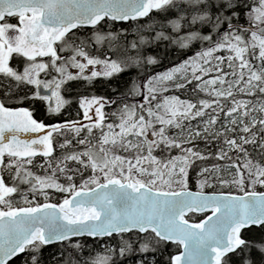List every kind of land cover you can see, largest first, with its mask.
Returning <instances> with one entry per match:
<instances>
[{
	"label": "snow or ice",
	"instance_id": "6c2138e0",
	"mask_svg": "<svg viewBox=\"0 0 264 264\" xmlns=\"http://www.w3.org/2000/svg\"><path fill=\"white\" fill-rule=\"evenodd\" d=\"M258 189L264 0H0V264H264Z\"/></svg>",
	"mask_w": 264,
	"mask_h": 264
},
{
	"label": "trees",
	"instance_id": "16d2710c",
	"mask_svg": "<svg viewBox=\"0 0 264 264\" xmlns=\"http://www.w3.org/2000/svg\"><path fill=\"white\" fill-rule=\"evenodd\" d=\"M131 27L129 25H122L123 27L129 28V31H134L135 28L137 27V22H129ZM150 52L155 54L156 52H159V59L161 60V64L159 66H156L153 71L156 72H161L165 70L166 68L171 67L173 64L179 63L181 60L185 59L188 56H191L192 53L188 52L186 50H180L174 46H167L166 44H161L158 48L155 49H150ZM129 77L127 74L122 75L120 80L118 82L114 81V83H119V86L121 88H124L126 86V83L128 81ZM104 92L103 87L97 86L96 88V93L101 94ZM182 98H195L192 94L191 91L184 93L182 95ZM203 148V145H201ZM208 163H211L209 161ZM189 187L194 190H198L196 187V179H195V172H192L190 174V180H189ZM258 190H264V189H258ZM207 192H230V191H235L234 189L231 188H220V187H215V188H208L205 189ZM62 199V197L57 194L54 196L52 202H59ZM201 219L198 218V220ZM250 240H258L260 238L259 233L254 232L248 235L247 237ZM82 243H85L89 249H94L97 251H103L101 248L100 244H94L91 239L85 240V238L80 239ZM64 248V245H52L43 250V257H44V264H63V258H60L58 260H53L52 258L56 256L62 249ZM169 249H171V245H169ZM66 251H71V249H67ZM75 255V253H73ZM85 256L89 255L88 251H85L84 253ZM16 264H30V256L27 253H24L21 255L19 258H16Z\"/></svg>",
	"mask_w": 264,
	"mask_h": 264
},
{
	"label": "flooded vegetation",
	"instance_id": "af4514ba",
	"mask_svg": "<svg viewBox=\"0 0 264 264\" xmlns=\"http://www.w3.org/2000/svg\"><path fill=\"white\" fill-rule=\"evenodd\" d=\"M83 90V89H82ZM38 119H44L46 123H51L54 122V120H50L47 117L44 116V111L43 108H38V111L36 113ZM75 117V112L73 111L71 115H68L67 117L61 116V117H56V120H62V119H73Z\"/></svg>",
	"mask_w": 264,
	"mask_h": 264
},
{
	"label": "rangeland",
	"instance_id": "374dc122",
	"mask_svg": "<svg viewBox=\"0 0 264 264\" xmlns=\"http://www.w3.org/2000/svg\"><path fill=\"white\" fill-rule=\"evenodd\" d=\"M197 217H198V216H195L194 219L197 220V219H198Z\"/></svg>",
	"mask_w": 264,
	"mask_h": 264
},
{
	"label": "water",
	"instance_id": "95a60500",
	"mask_svg": "<svg viewBox=\"0 0 264 264\" xmlns=\"http://www.w3.org/2000/svg\"><path fill=\"white\" fill-rule=\"evenodd\" d=\"M194 191V190H193ZM22 255V254H21Z\"/></svg>",
	"mask_w": 264,
	"mask_h": 264
}]
</instances>
